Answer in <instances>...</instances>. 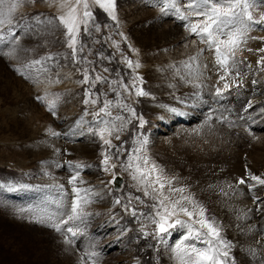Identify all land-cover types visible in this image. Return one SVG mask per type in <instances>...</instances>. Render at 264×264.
I'll list each match as a JSON object with an SVG mask.
<instances>
[{"label":"rangeland","instance_id":"1","mask_svg":"<svg viewBox=\"0 0 264 264\" xmlns=\"http://www.w3.org/2000/svg\"><path fill=\"white\" fill-rule=\"evenodd\" d=\"M16 2L0 0V11L7 14ZM186 4L181 0V11ZM115 5L113 20L89 0L93 19L80 25L75 53L57 19L66 11L59 0H22L11 24L0 28L5 35L0 41V264H182L175 246L187 229H170L163 240L156 235L151 218L157 194L149 187L150 195H144L146 185L139 177L133 180L137 163L149 170L155 165L172 183L179 174L192 183L183 195L218 226L231 245V264H264V245L259 244L264 239V190L245 202L237 192L209 193L215 173H226L223 160L199 172L190 162L177 170L158 153L177 159L182 149L193 162L204 152H235L256 172L264 170V52L259 51L264 26L250 25L228 65L218 67L215 75L202 64L217 60L215 49L190 31L188 24L197 22L190 12H185L190 20L165 14L159 0H115ZM252 13L256 19L264 16V3L258 0ZM97 75L102 80L96 81ZM136 88L147 95L137 96ZM105 101L111 102V115H95ZM223 104L224 110L214 109ZM152 105L181 109L186 116L197 115V121L183 122L169 109ZM139 117L146 121L143 127ZM105 127L112 131L105 138L113 147L98 135ZM106 154L111 157L108 171ZM130 156L141 158L132 168L127 167ZM207 157H200L195 167ZM117 177L123 180L119 186ZM248 180L244 184L249 188L259 184ZM178 184L187 183L182 179ZM173 198H179L177 193ZM78 200L79 218L69 220ZM252 203L255 213L245 223L243 207ZM178 218L188 220L183 214Z\"/></svg>","mask_w":264,"mask_h":264},{"label":"snow or ice","instance_id":"2","mask_svg":"<svg viewBox=\"0 0 264 264\" xmlns=\"http://www.w3.org/2000/svg\"><path fill=\"white\" fill-rule=\"evenodd\" d=\"M22 0H17L16 3L12 4L7 14L0 11V28L5 25L11 24V16L15 9L19 6ZM163 4L162 11L165 14L171 12L172 14L178 16L181 20H190L189 15L185 12H190L194 17H196L197 22L189 23L188 27L190 31L198 36L202 42H206L210 49H215L217 62L221 67L228 65V61L231 56L235 55V51L239 44L243 42V37L249 31L250 25H262L264 26V16L260 19H256L253 16L252 9L258 6V0H187L185 11H181L179 6L181 0H159ZM93 3L99 6L104 12H106L113 20L116 19L115 15V0H93ZM259 3H264V0H259ZM80 5H83L82 15L79 12ZM59 6L61 9H66L64 14L57 17L59 22L65 27L68 35L70 36L69 47L73 48L75 53V44L77 43L76 36L79 33L80 25H86L89 20L93 19V13L90 10L89 0H59ZM99 28H97V31ZM12 33L9 31L8 33ZM5 39V35L0 33V41ZM118 47V45H117ZM259 51L264 52V48ZM194 59V58H193ZM261 63H264V57L261 58ZM129 68L133 67V62L131 60H126ZM135 67H140L137 62ZM107 71V69H105ZM23 75V73H21ZM142 79V78H134ZM221 79H224L222 76ZM89 80L87 72H85L84 83ZM96 81L102 80V77L97 75L95 77ZM95 83V81H93ZM113 84L116 81H112ZM135 87V85H133ZM227 87V85H225ZM127 90L128 86L124 85ZM136 95L143 96L147 95L140 88H136ZM42 99V98H40ZM93 103L96 101L93 100ZM88 103V100H85ZM110 101H105L103 107L100 109L99 113L95 115L99 116L100 113L110 116L111 113L108 111ZM54 107V105H52ZM131 112L132 116L135 117V110L123 105ZM173 113L182 115L177 109H170ZM115 119L122 120V117L117 116ZM140 120V127H143L146 121L142 117L138 118ZM107 123V121H104ZM105 134L108 136L112 135V131L105 127L99 130L98 135L101 140L108 145L113 147L111 140L105 138ZM53 135H59L58 133H53ZM119 139V136L116 137ZM143 143H146L144 141ZM110 156L107 154L104 157L103 164L105 165V171L109 170V160ZM140 157L130 156L127 167H133L134 160H140ZM147 160H144V164L147 165ZM77 168L81 165H76ZM115 167V165H111ZM153 173H156L154 178ZM78 175V174H77ZM252 180L257 181L259 184L264 185V179L259 176L252 175L249 173ZM140 179V183L146 185L144 188V195H150L148 188L152 189V192L156 193L153 199L158 202L157 205H153L156 209L155 217H152V223L156 225V235L161 239H165V234L169 233L170 229H174L177 226L186 227L187 235L176 244L175 250L177 256L181 260L182 264H231L228 259L231 245L224 241L220 235L218 226L210 221L205 216V210L202 206L197 205L190 196H184L183 193L186 191L184 188H173L171 187L172 181L166 179L160 174V170L157 169L155 165H152L151 169L141 168L137 163L135 166V172L133 174V179ZM77 176H73L70 183H75ZM240 184H244L245 180L241 179ZM168 187L171 195H165L164 189ZM75 191L79 192L78 189ZM176 193H180L179 198L174 199L173 196ZM143 201H141L142 203ZM192 205V210L185 206V203ZM116 203H120L119 200ZM80 207L79 200L72 207V215L68 217L69 220L79 218L78 209ZM135 215V212H133ZM183 214L188 217V220L179 219V215ZM158 217V219H157ZM173 217H177L172 220ZM171 221V222H170ZM67 221H65L66 223ZM199 225V227H196ZM206 231H203L205 230ZM57 230L59 227L57 226ZM69 233L76 235L71 227L67 228ZM189 240L199 241L205 246L200 248L196 247L195 243H186Z\"/></svg>","mask_w":264,"mask_h":264},{"label":"bare ground","instance_id":"3","mask_svg":"<svg viewBox=\"0 0 264 264\" xmlns=\"http://www.w3.org/2000/svg\"><path fill=\"white\" fill-rule=\"evenodd\" d=\"M212 52V51H211ZM205 55V54H204ZM203 55V56H204ZM211 56V55H210ZM208 57V56H207ZM206 68H208V70H210L209 72H211V73H215V75H217L218 73H220V72H218V67H221V66H219V64H218V62H217V60L216 61H214L212 58L211 59H204V61H203V63H202ZM221 70V69H220ZM222 71V70H221ZM202 73V72H201ZM200 74V73H199ZM206 75V74H205ZM208 75H210V73L208 74ZM252 87V86H251ZM248 88V87H247ZM244 92V91H243ZM247 92V91H246ZM251 92H253V90H251L249 93L247 92L246 93V95H248L249 96V94H251ZM254 96V95H253ZM246 97V96H245ZM260 98V97H259ZM213 99V98H212ZM211 99V100H212ZM252 99V98H251ZM254 99V98H253ZM163 100V99H162ZM221 100V99H220ZM226 100V99H225ZM163 101H165V100H163ZM201 101V100H200ZM199 101V102H200ZM205 101V100H204ZM210 101V100H209ZM227 101V100H226ZM236 101V100H235ZM207 102V101H206ZM211 102V101H210ZM254 102H257V100H255V101H253V103ZM202 103V102H201ZM223 103H225V101L223 102ZM248 103V102H247ZM204 104V103H203ZM231 104H233V102L231 103ZM230 104V105H231ZM238 104V103H237ZM215 105V104H214ZM227 105V104H226ZM229 105V104H228ZM153 106V105H152ZM204 106V105H203ZM235 106H238V105H235ZM243 106V105H242ZM154 108H156V109H161L162 107L164 108V106H161V107H158V106H153ZM152 107V108H153ZM215 108L214 109H216V110H218V109H223L224 110V108L223 107H225L224 106V104L223 105H221V106H214ZM228 107V106H227ZM230 107V106H229ZM239 107V106H238ZM163 108H162V110H163ZM203 108V107H202ZM207 108V107H206ZM205 108V109H206ZM212 108V107H211ZM233 108V107H232ZM235 108V107H234ZM164 109H169V111H170V109H173V108H171V107H165ZM174 109H176V108H174ZM236 109V108H235ZM203 110V109H202ZM228 110V109H227ZM231 110V109H230ZM198 111V110H197ZM172 112V111H171ZM178 112L179 113H183L182 115H178V114H176V113H174V116L175 117H177V119H180L181 121H183V122H186V123H191L192 121H197V115L196 116H186L185 115V113L183 112V111H181V109L179 110L178 109ZM173 113V112H172ZM216 113V112H215ZM223 113V112H222ZM195 114H196V112H195ZM227 114V113H226ZM229 115V114H228ZM193 118H195V120H192ZM201 127V129H203V128H205V127H203V126H200ZM240 146V145H239ZM226 147V146H225ZM224 147V148H225ZM225 150H227V148H225ZM177 151V150H176ZM229 151V150H228ZM158 153H161V155L164 157V160L163 161H165L167 164H170V165H173V167H171V168H174V169H182V167H183V164L185 163V162H190L188 165H194V170L196 171V172H199L198 171V169H202V168H205V167H208V165L209 166H211V165H216L215 164V162L216 161H221V160H223L224 162H222L224 165H226V166H223V165H221V167L223 166V167H225L226 168V173L225 174H223V175H218V174H216L215 173V176H217L216 177V180L215 181H213V186H211L210 187V192L209 193H218V192H220L221 190L223 191V192H226V194H227V192H237V193H240L241 195L239 196V198H240V201H243V202H245V201H247V199H248V196L251 194V193H259L260 191H263L264 190V185H262V184H254V185H252V186H250L251 188H249V187H247V186H245V184H240L239 183V181L241 180V179H244V180H248V179H251L250 178V176H249V178L248 177H246V176H248L249 175V173H251L252 175H255V176H259V177H261V179H262V177L263 176H261L262 175V171H264L263 170V168L261 169L262 171L259 173L258 171V173L252 168V166H248L247 164L248 163H245V161L243 160V158L241 157H239V155L237 154V153H235V152H229V154L228 155H225V154H221L220 155V153H215V152H204L203 154L201 153V154H195L196 156L194 157V160L195 161H193L192 162V159H190V157L191 156H189L188 154H187V152H185L184 153V151H182V149L180 150V151H177V153L179 154L178 155V157H177V159H175V158H172L170 155H168L167 156V153H165V154H163L164 153V151H162V150H160V151H158ZM176 154V153H175ZM188 155V156H187ZM203 155H208V157H207V159L205 160V161H202V165L200 166V167H195V163L196 162H198L197 160L201 157H203ZM193 157V156H192ZM206 157V156H205ZM167 160H166V159ZM196 158V159H195ZM210 162L212 163L213 162V164H210ZM227 164H226V163ZM217 163V162H216ZM187 164V163H186ZM197 164V163H196ZM219 164V163H218ZM199 166V165H198ZM217 166V165H216ZM219 167V166H218ZM212 169V168H211ZM194 170H192V172H194ZM224 170V169H223ZM180 171V170H179ZM214 171H218L217 169H214ZM222 171V170H221ZM178 172V171H177ZM176 172V173H177ZM184 172V171H183ZM186 174H188V172L186 173ZM212 174V173H211ZM176 175V174H175ZM193 175V174H192ZM196 175V174H195ZM213 175V174H212ZM264 175V174H263ZM175 177V180L173 181V183L171 184V187H173V188H184V189H188V187L190 188V187H192L193 185H192V183H189V182H186L185 181V179H184V177H183V175H176V176H174ZM186 177V176H185ZM183 179V182H185V183H187L186 185H185V187H183V186H181V185H179L178 183H180L181 182V180ZM263 179H264V177H263ZM134 180V179H133ZM194 180V179H193ZM207 180V179H206ZM135 181V180H134ZM172 181V180H171ZM249 181V180H248ZM137 182V181H136ZM212 182V181H211ZM257 182V181H256ZM210 183V182H209ZM194 184V183H193ZM211 184V183H210ZM136 185V184H135ZM139 185V184H138ZM141 185V184H140ZM134 186V185H133ZM243 186H245V188L243 187ZM138 187V186H137ZM136 187V188H137ZM166 190H164V192H166V191H168V187H166L165 188ZM142 193V192H141ZM236 193V194H237ZM229 194V193H228ZM177 195L178 196H180L181 194L180 193H177ZM254 195V194H253ZM260 195V194H259ZM104 196V195H103ZM257 196V195H256ZM250 197H251V195H250ZM238 200V199H237ZM249 201V200H248ZM256 203V202H255ZM257 204V203H256ZM256 207V205L255 204H248L247 205V207H246V205L243 207V210H244V208L246 209L245 210V212L247 211V213L246 214H244L243 215V219H244V222L245 223H247V222H249L250 220H251V216H253L254 215V213H255V211H252V209H254ZM243 213V212H242ZM257 215V214H256ZM250 232H252V231H250ZM178 233L179 232H176V234H174L176 237H174V238H176L177 240L180 238V236L178 235ZM247 234V233H246ZM186 243H189V244H191V243H195V245H199L200 246V248H202L201 246H203L204 244H202V243H200V242H198V241H193V240H189V241H187ZM261 243H263V245H264V239L262 240V241H260V243L259 244H261ZM113 246V245H112ZM261 245H259V251H261V247H260ZM103 250H105V249H103ZM255 250V249H254Z\"/></svg>","mask_w":264,"mask_h":264},{"label":"water","instance_id":"4","mask_svg":"<svg viewBox=\"0 0 264 264\" xmlns=\"http://www.w3.org/2000/svg\"><path fill=\"white\" fill-rule=\"evenodd\" d=\"M123 182L121 177H117L116 179V186H119V184H121Z\"/></svg>","mask_w":264,"mask_h":264}]
</instances>
